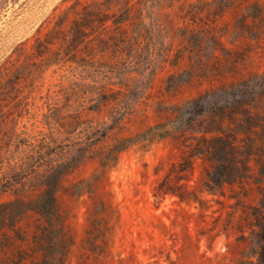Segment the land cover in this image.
<instances>
[{
    "label": "trees",
    "instance_id": "1",
    "mask_svg": "<svg viewBox=\"0 0 264 264\" xmlns=\"http://www.w3.org/2000/svg\"><path fill=\"white\" fill-rule=\"evenodd\" d=\"M163 1L119 0L124 14L114 23L120 36L109 31L107 15L93 3H73L53 14L52 25L44 36H36L33 47L37 55L45 56L44 70L70 60L76 62L71 70L76 77L64 74L56 83L58 88L48 92L51 101L38 119L39 129L18 128L25 114L35 117L37 113L21 97L22 65L2 61L0 124L10 119L12 125L0 133V264H70L75 239L66 228L58 197L63 178L86 159H97L99 170L73 183L78 193L92 197L95 183L116 165L120 152L136 143L166 138L177 139L184 147L180 162L184 172L194 167L196 158L208 163L205 184L210 192L230 186L240 202L255 191L257 202L250 205L251 250L241 251L235 262L255 264L253 256L259 254L257 264H264V72L232 73L231 77L225 70L209 68L210 57L205 59L208 52L235 65L245 44L247 50L264 52V0H184L176 9L178 22H148V13ZM170 1L172 6L175 0ZM130 31L137 37H131ZM93 34L105 49L90 51ZM99 51L115 58L119 51L127 56L145 54L152 61L156 57L155 65L180 66L181 71L170 75L174 89L196 77L219 82L176 103L166 121L119 138L116 133L136 101L129 100L126 88L114 89L91 79L90 66L101 64ZM186 60L190 67L184 68ZM134 87L128 86L130 91ZM9 88L16 89L13 104ZM109 103L114 106L107 119L85 116ZM110 138L113 141L107 143ZM31 213L37 216L33 228H20ZM89 220L96 232H89L87 239L91 250H96L106 242V227L99 218ZM238 228L237 239L246 241L245 227Z\"/></svg>",
    "mask_w": 264,
    "mask_h": 264
},
{
    "label": "rangeland",
    "instance_id": "2",
    "mask_svg": "<svg viewBox=\"0 0 264 264\" xmlns=\"http://www.w3.org/2000/svg\"><path fill=\"white\" fill-rule=\"evenodd\" d=\"M181 1L184 0H175L172 6L170 0L163 1L148 13L147 21L178 22L176 9ZM86 2L93 3L94 8L101 6L108 17L109 31L120 36L114 23V19L124 14L119 0H0V65L6 59L22 65L25 83L21 97L28 99L32 111L37 113L35 117L25 114L18 123L19 129H39L38 119L47 108L46 102L51 101L48 92L58 88L56 83L64 74L76 77L71 72L76 62L70 60H62L44 70L45 56L37 55L33 47L36 36H44L56 11ZM130 33L131 37H137L134 31ZM119 43L120 48L122 42ZM89 45L92 53L103 46L95 34L90 37ZM242 46L246 48L240 49L235 65L225 57L218 59L205 52V59L210 57L209 68L225 70L231 77L232 73L237 76L264 72V52L247 50L246 44ZM155 58L152 61L139 53L127 56L120 51L119 58H115L110 52L99 51L101 64L90 66L92 80L114 89L126 88L129 100L136 101L116 133L119 138L136 135L166 121L176 103L198 94L210 83L219 82V79L211 82L196 77L174 89L170 75L182 68L168 62L155 65ZM183 66L190 67L188 60ZM128 86L136 89L130 91ZM8 91V98L13 101L11 95L15 96L16 89ZM113 106L106 104L101 110L87 111L85 116L96 121L107 119ZM5 108L11 115L10 107ZM11 125L10 119L2 122L0 133ZM112 141L110 138L107 143ZM183 153L184 147L173 138L133 144L120 152L116 165L95 183L92 197L87 192L78 193L73 183L99 170L98 160L86 159L69 172L63 178L58 197L66 214V228L75 239L70 264H236V256L241 251H250V205L257 202L255 191L243 196L240 202L232 196L234 191L230 186L224 191L210 192L205 184L208 163L196 158L194 167L184 172L180 163ZM89 217L99 218L106 227V242L98 240L103 245L96 250H91L87 239L89 232H96ZM36 222V214L31 213L19 227L32 229ZM239 225L246 229V241L237 239ZM259 256H253L255 264Z\"/></svg>",
    "mask_w": 264,
    "mask_h": 264
}]
</instances>
